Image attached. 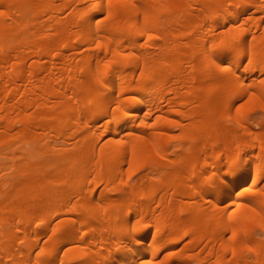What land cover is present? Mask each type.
Masks as SVG:
<instances>
[{"label": "bare ground", "instance_id": "obj_1", "mask_svg": "<svg viewBox=\"0 0 264 264\" xmlns=\"http://www.w3.org/2000/svg\"><path fill=\"white\" fill-rule=\"evenodd\" d=\"M0 12V264H264V0Z\"/></svg>", "mask_w": 264, "mask_h": 264}, {"label": "rangeland", "instance_id": "obj_2", "mask_svg": "<svg viewBox=\"0 0 264 264\" xmlns=\"http://www.w3.org/2000/svg\"><path fill=\"white\" fill-rule=\"evenodd\" d=\"M256 110H257L258 112H257ZM256 110H255V112H254L255 116H260L261 114H260V112H259V109H256Z\"/></svg>", "mask_w": 264, "mask_h": 264}, {"label": "snow or ice", "instance_id": "obj_3", "mask_svg": "<svg viewBox=\"0 0 264 264\" xmlns=\"http://www.w3.org/2000/svg\"><path fill=\"white\" fill-rule=\"evenodd\" d=\"M0 15H3V12H0ZM262 227H264V225H261ZM233 235H235V233H233Z\"/></svg>", "mask_w": 264, "mask_h": 264}]
</instances>
